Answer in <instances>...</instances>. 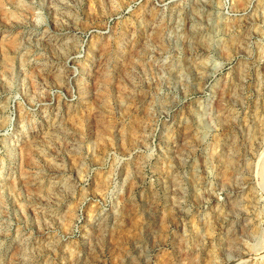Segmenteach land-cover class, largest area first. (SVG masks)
<instances>
[{
  "label": "rangeland",
  "instance_id": "1",
  "mask_svg": "<svg viewBox=\"0 0 264 264\" xmlns=\"http://www.w3.org/2000/svg\"><path fill=\"white\" fill-rule=\"evenodd\" d=\"M0 264H264V0H0Z\"/></svg>",
  "mask_w": 264,
  "mask_h": 264
},
{
  "label": "bare ground",
  "instance_id": "2",
  "mask_svg": "<svg viewBox=\"0 0 264 264\" xmlns=\"http://www.w3.org/2000/svg\"><path fill=\"white\" fill-rule=\"evenodd\" d=\"M245 229H243V231H244Z\"/></svg>",
  "mask_w": 264,
  "mask_h": 264
}]
</instances>
